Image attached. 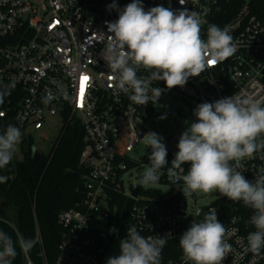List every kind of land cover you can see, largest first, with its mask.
Instances as JSON below:
<instances>
[{"label":"built area","instance_id":"1","mask_svg":"<svg viewBox=\"0 0 264 264\" xmlns=\"http://www.w3.org/2000/svg\"><path fill=\"white\" fill-rule=\"evenodd\" d=\"M115 2L123 9L132 0ZM220 2L186 0L181 5L179 0H142L145 11L158 5L196 11L206 21L201 32L204 39L208 25L215 24L213 15ZM111 3L113 0H45L39 9L32 0H0V81L14 84L11 95L0 105V119L18 127L22 139L44 132L51 122L60 125L59 137L73 120L84 132L79 166L84 172L85 200L59 215L62 233L55 264H99L97 237L113 235L118 229L122 239L133 226L145 237L171 234L164 248L176 244L182 251L179 239L191 223H197L202 208L203 216L209 208H216L218 221L231 232L227 241L232 251L223 264H264V249L254 254L247 248V235L255 231L248 223L253 210L219 192L211 205L191 206L188 199L194 193L185 197L183 181L174 185L167 177L176 152L167 151L169 164L158 184L126 186L124 181L136 167L130 155L144 142L147 122L162 99L180 95L197 106L232 95L264 98V22L243 6L221 28L233 37L234 55L200 76L190 77L184 87L168 90L163 81L153 82V87L164 92L156 104L142 106L115 89L113 75L102 58L105 35H111L105 22L118 19L117 11L108 9ZM82 77L88 79L81 95ZM47 93L57 98L44 104L42 97ZM242 163V174L254 182L255 176L264 175V150ZM182 168L187 174L189 165ZM41 258L48 264L44 252ZM26 260V264H35L29 257ZM177 264H184L183 255Z\"/></svg>","mask_w":264,"mask_h":264},{"label":"clouds","instance_id":"2","mask_svg":"<svg viewBox=\"0 0 264 264\" xmlns=\"http://www.w3.org/2000/svg\"><path fill=\"white\" fill-rule=\"evenodd\" d=\"M179 3L184 5L186 0ZM108 9L116 10L118 19L105 22L111 35H105L102 58L113 75L115 89L127 94L136 105L158 102L164 89L153 87V82L163 81L168 90L184 87L190 77L200 76L237 50L232 35L215 24L208 25L204 39L201 32L206 21L196 11H174L163 5L145 11L142 0H132L123 9L113 0ZM141 70L149 74L138 75ZM13 88L14 84L0 81V105ZM56 98L47 93L42 103L49 104ZM193 115L196 119L180 135L167 177L174 185L183 181L185 197L215 191L251 208L254 214L248 223L255 231L247 235V248L259 254L264 249V175L255 176L254 182L247 180L242 174V162L264 150V98L232 95L200 103ZM143 140L151 149L150 165L144 169L139 184L147 187L160 182L169 163L162 136L149 131ZM21 142V130L7 125L0 134V169L10 164ZM184 164L189 165L187 174H183ZM7 179L0 175V183ZM230 235L218 221L216 208H209L204 219L191 223L179 239L184 264H223L232 251L227 241ZM170 236L145 237L133 226L119 241V254L109 256L105 264H160L162 249ZM17 243L27 254L35 241L18 237L14 242L0 230V264H13L18 255Z\"/></svg>","mask_w":264,"mask_h":264},{"label":"trees","instance_id":"3","mask_svg":"<svg viewBox=\"0 0 264 264\" xmlns=\"http://www.w3.org/2000/svg\"><path fill=\"white\" fill-rule=\"evenodd\" d=\"M245 5L252 16L264 22V0H221L213 22L224 27ZM9 124L8 119H0V134ZM83 137L81 124L73 120L58 138L51 154L45 156L39 152L38 159L34 156L36 147L32 138L22 139V159L14 155L6 169H0V175L8 177L6 182L0 183V230L14 242L18 237L35 241L27 254L16 244L18 255L13 264H26L27 257L35 264H43V252L48 264H55L62 233L59 215L75 209L85 200L84 172L79 166ZM12 210L17 212L15 222L10 218ZM118 231L97 237L99 264H105L109 256L119 254L121 236ZM182 255L176 244H170L162 250L160 264H177Z\"/></svg>","mask_w":264,"mask_h":264},{"label":"rangeland","instance_id":"4","mask_svg":"<svg viewBox=\"0 0 264 264\" xmlns=\"http://www.w3.org/2000/svg\"><path fill=\"white\" fill-rule=\"evenodd\" d=\"M32 1L39 9L45 4V0ZM195 108L196 105L192 100L185 99L180 95L168 96L160 101L147 122L149 131L156 132L158 135L162 136L164 138L163 142L166 144V147H168L170 140L176 136L180 138L183 131L196 119L193 115ZM161 116L165 118L160 119ZM59 134L60 125L51 122L44 132L32 133L31 138L38 151L45 156H49L59 138ZM20 144L15 153V157L19 160L22 159ZM150 152L151 149L142 142L131 153L130 157L135 162L136 167L132 168L129 174L126 175L124 180L126 186L129 184H139V177L142 176L144 169L150 165L148 159ZM167 190L168 188H163V191ZM216 193L215 191L211 193L196 192L194 193V198H189L188 202L191 206H195L196 208L207 207L215 201ZM16 216V210H12L10 213L12 221L15 222Z\"/></svg>","mask_w":264,"mask_h":264},{"label":"water","instance_id":"5","mask_svg":"<svg viewBox=\"0 0 264 264\" xmlns=\"http://www.w3.org/2000/svg\"><path fill=\"white\" fill-rule=\"evenodd\" d=\"M178 141H179V136H176L172 138V140H170L168 147H167V151L169 153H174L178 151V148H177ZM34 156H35V159H38L40 157V153L37 148L34 149ZM135 195H136V191H135ZM204 210H205L204 208L200 210V217L198 218L197 223L201 222L204 219V216H203Z\"/></svg>","mask_w":264,"mask_h":264},{"label":"snow or ice","instance_id":"6","mask_svg":"<svg viewBox=\"0 0 264 264\" xmlns=\"http://www.w3.org/2000/svg\"><path fill=\"white\" fill-rule=\"evenodd\" d=\"M88 78L87 77H82L81 78V95L83 94V83L86 81Z\"/></svg>","mask_w":264,"mask_h":264}]
</instances>
